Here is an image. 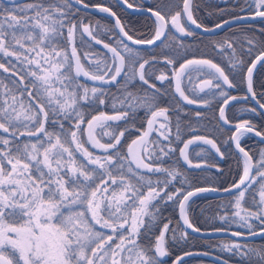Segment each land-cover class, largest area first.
<instances>
[{"label":"snow or ice","instance_id":"1","mask_svg":"<svg viewBox=\"0 0 264 264\" xmlns=\"http://www.w3.org/2000/svg\"><path fill=\"white\" fill-rule=\"evenodd\" d=\"M7 2L0 0V70L9 74L0 76V264H168L171 247L188 240L185 229L202 231L189 217L190 202L210 192L229 197L218 216L227 227L215 231L227 232L232 225L247 230L231 232L239 239L221 243V251L243 264H264V246L247 244L264 237V149L253 155L242 146L248 134L264 142V130L250 119L233 124L226 112L232 102L250 99L262 111L247 110L264 115V92L256 91L254 79L264 70V41L258 44L247 34L240 44L213 41L226 58L222 66L212 58H188L180 37L195 35L189 23L204 32L232 23L203 25L194 18L193 0H181L176 11L170 4L167 11L159 5L139 9L120 0L152 18L147 37L135 35L111 7L86 0ZM90 7L114 19L107 29H118L112 42L98 35V23L79 17ZM249 8L254 11L248 16L233 19L259 18L264 25V0H251ZM259 31L264 34V26ZM93 42L106 52L93 51ZM153 46L176 54L142 55V47ZM161 64L164 70L157 72ZM236 76L246 87L243 97L228 91L238 87ZM137 83L140 89L134 90ZM168 91L171 102L165 103ZM214 101L217 122L234 128L225 143L234 144L240 172L227 186H193L180 160L190 169L216 167L190 158L207 151H196L201 144L225 158L215 139L197 134L205 116L199 109ZM141 110L146 126L136 128ZM132 129L139 135L128 142ZM173 156L175 164L167 165ZM217 172L223 175L222 169ZM169 202L178 208L183 228L179 221L174 227L171 220L164 222L161 209ZM193 255L185 251L172 264H187L185 257Z\"/></svg>","mask_w":264,"mask_h":264},{"label":"trees","instance_id":"2","mask_svg":"<svg viewBox=\"0 0 264 264\" xmlns=\"http://www.w3.org/2000/svg\"><path fill=\"white\" fill-rule=\"evenodd\" d=\"M31 2V0H27L25 3ZM86 2L90 5H105L111 7L114 12L117 13V16L120 17L122 22L129 28H131L135 35L137 36H151V27H152V18L147 15L141 14H132L125 11L122 7H120L115 0H86ZM130 2H134L138 7L147 8L149 6L156 7L159 5L161 8H164L167 11V5H171L173 11L182 7L181 0H130ZM194 3V18L198 20V22L202 23L207 27H213L215 24L220 23L229 18L249 14L250 11H254V8H249L251 4V0H248L245 3V0H193ZM8 6V4H5ZM244 9L243 11L241 9ZM80 18H83L85 22H91L93 25L99 24L100 31L98 35L105 40V42H112L117 34L114 30V33H109L107 29L114 26V23L109 18L99 15V14H90L84 11H80L78 14ZM262 25L261 20L248 24H239L227 28L216 35L213 36H204L197 32H195L194 36L191 37H180L181 40L185 42L186 48H188V58L196 57H205L212 58L214 62L220 63L222 66H226V58L222 57L215 51L212 47L213 41H222L225 39H234L238 44L244 42L245 35L254 36L257 39V43L260 41H264V34H261L259 28ZM174 31V30H173ZM179 36L178 33H176ZM111 37V39H110ZM87 39V37H86ZM167 43L172 44L171 40L167 41ZM88 49L85 48L84 51ZM92 50H99L101 53H105V51L101 48V45H95L94 42L92 44ZM256 49L255 51H258ZM163 52H170L175 55L174 49L163 48L162 46H155L149 49H141L142 55L146 58H149L151 55H156L158 57L161 56ZM177 63L175 67L178 68L179 63L183 62V53L181 52L177 57ZM173 66H168L167 71L171 74V69ZM159 70H164V66L157 65V72ZM8 73H3L0 70V76L7 77ZM255 88L256 91L264 92V70L257 71L255 77ZM8 81L5 80V83ZM195 82V77H194ZM236 82L238 87L235 89H229L231 95H235L238 97H243L246 94V87L240 84L239 76H236ZM159 85V82H156ZM187 83V82H186ZM131 88L132 86L129 85ZM139 83L136 84V88L134 90H139ZM115 92V88L112 89ZM172 93L168 91V94L164 97L165 103L171 102ZM174 103V102H172ZM218 104L214 101L210 108H200L199 110L204 112V119L199 121L198 133L200 135H205L211 137L216 140L218 145L221 147V150L225 152V158L222 162H219L214 154L205 146H201L196 148V151H200V148H204L207 151L202 153L201 156H196L194 153L190 156L193 161L196 162H207L208 165L215 164L216 167H205L204 170H188L183 164L180 162V166L183 170H185L186 175L188 176L191 184L193 186H227L229 185L233 179H237L240 169L238 168V160L239 155L236 150L233 148L231 142L225 143L228 141V137L232 134L233 128L223 127L220 122H217L218 117ZM186 108H191L185 105ZM194 107V106H192ZM250 107H255L250 100H237L232 102L229 108L226 110L227 115L232 121V123L239 122L243 119H250L257 127V130H264V115L254 114L247 109ZM109 113H111V109H106ZM260 111L258 110V113ZM191 116V112L189 113ZM144 120V111L141 110L136 114L135 125L136 128H143L146 125L143 123ZM186 120H182V124L186 123ZM195 124L196 122L193 121ZM128 135V142L131 139L135 138L139 133L132 129ZM184 138H189V134L185 130ZM181 146V145H179ZM242 146L245 147L246 150H250V154L256 155L259 153L261 149H264V144L250 136L247 137L244 141H242ZM126 150V149H125ZM210 153V154H209ZM178 155V153H177ZM176 156H173L172 159L168 160L167 165L171 166L175 164ZM217 168L223 170V175L221 176L219 172H217ZM155 179V177H154ZM179 184H176V187H179ZM171 190V186H170ZM229 197H216V196H200L195 198L190 202L189 209V217L191 221L199 227L201 230H212V229H222L227 227L222 224L218 219V216L223 214V206L228 203ZM162 216L164 217V222L168 220L172 221V225L170 227H174L179 221L178 216V208L172 202H169L167 206H162ZM259 228V222H254ZM180 224V222H179ZM162 227V225H161ZM180 227L182 228L181 224ZM229 230H236L241 232H246V229H240L236 227V225H232ZM233 239L227 237H219V238H201L189 234L187 242H180L178 244H174L170 251L172 255L167 258L168 264L175 259L176 256L184 253L185 251L192 250H200L210 252L221 259L228 260L229 264H243L240 257L231 256L226 252L221 251L220 244L227 241H232ZM249 247L260 248L264 246V237L247 241ZM187 264H219L217 261L208 260L205 258H192L186 260Z\"/></svg>","mask_w":264,"mask_h":264},{"label":"water","instance_id":"3","mask_svg":"<svg viewBox=\"0 0 264 264\" xmlns=\"http://www.w3.org/2000/svg\"><path fill=\"white\" fill-rule=\"evenodd\" d=\"M25 1H26V0H20L21 3L25 2ZM115 1L117 2V4H118L120 7H122L125 11H127V12H129V13H132V14H141V15H147V16H149V14H148L146 11H144V10L128 9L125 5H123L122 3H120V0H115ZM4 2H5V4H8L7 0H4ZM89 5H90V4H89ZM99 5H100V4H99ZM90 6H91V5H90ZM104 6H105V5H104ZM138 8H139V9H146V8H144V7H138ZM81 11H84V12H87V13H93V14L103 15V16L109 18L110 20H112L113 23H114V19H113L111 16H109L107 13H102V12H100L98 9H94V8L90 7L87 11H85V10H83V9H81ZM248 15H249V14H243V15H239V16H241V17H246V16H248ZM235 17H236V16H235ZM233 18H234V17L227 19V20H232V23H231L230 25H227V26H225V28L219 29V30H217V31H215V32H204L202 29H195V27L192 26V25H190V23H189V27H191V28L193 29V31H195V32H197V33H199V34H201V35H204V36H213V35L218 34V33L221 32V31H223V30H225V29H227V28H230V27H232V26H235V25H239V24H248V23H253V22L260 21L259 18H256L255 20H251V19L235 20V19H233ZM220 23H221V22H220ZM213 27H214V26H213ZM115 31H116L117 34H118V29H115ZM128 43H129L130 46H132V47H138V46H136V45H131V42H128ZM157 44L159 45L160 42H157ZM153 47H155V46H153ZM153 47H146V48H145V47H142L141 49H149V48H153ZM102 48H103V47H102ZM103 50H105V49H103ZM105 51H106V50H105ZM81 80H82L83 82L87 83V84H91V83H92V82H90V81L85 80L83 77H81ZM249 100H250V99H249ZM250 101H251V102L253 103V105H254L255 107H257V109L259 110L258 105L255 104V101H252V100H250ZM259 111H262V110H259ZM220 124H221L223 127H225V128H229V127H230V125H223V122H220ZM248 135H252V136H254L255 138H257L259 141H261V139H260L259 137H256L254 134H248ZM208 138H210V137H208ZM211 139H212V138H211ZM262 143H264V142H262ZM201 145H203V144H201ZM232 145H233V147H234V144H232ZM203 146H206L207 148L210 149V146H208V145H203ZM234 149H235V147H234ZM210 150L215 154V151H214V150H212V149H210ZM215 156L217 157V159H218L219 161H223V159H220L216 154H215ZM180 161L182 162L183 166H184L186 169H188V170H198V169H190V168H188V166H187L186 164H184L183 160H180ZM193 162L195 163V161H193ZM201 163H202V162H201ZM200 196L225 197V196H228V195H227L226 193H223V192H210V193L198 194L196 197H193L192 200H194L195 198L200 197ZM178 216H179V210H178ZM179 222H180V224H181V226H182V228H183L184 225H183V222L180 221V218H179ZM185 230L188 231L189 234H192V235H194V236L201 237V238H219V237H227V238H231V239H233V240L239 239V238H237V237H233V236L231 235V232L236 231V230H229V229H228L227 232H224V231H215V229H212V230H202L200 233L192 232L190 229H185ZM259 238H262V237L258 235V236L255 237L254 239H248L247 241H253V240H256V239H259ZM189 252L195 253V255L190 256V257H185V260L192 259V258H205V259H208V260H212V261H217V262H219V260L217 259L218 257H217L216 255L210 253V252L200 251V250H192V251H189ZM201 253H208V255H202ZM180 255H183V253L180 254ZM171 264H172V263H171Z\"/></svg>","mask_w":264,"mask_h":264},{"label":"flooded vegetation","instance_id":"4","mask_svg":"<svg viewBox=\"0 0 264 264\" xmlns=\"http://www.w3.org/2000/svg\"><path fill=\"white\" fill-rule=\"evenodd\" d=\"M27 1V0H26ZM25 1V2H26ZM24 3V2H23ZM86 63V62H85ZM189 107H192V106H189ZM230 128V127H229ZM233 131H234V128H233ZM250 136H252V135H247V136H245L243 139H242V141H244L247 137H250ZM208 137V136H207ZM252 137H254V136H252ZM136 138V137H135ZM211 138V137H210ZM255 138V137H254ZM134 139V138H133ZM213 139V138H212ZM255 139H257V138H255ZM258 140V139H257ZM259 141V140H258ZM261 142V141H260ZM262 143V142H261ZM218 144V143H217ZM264 144V143H263ZM201 146H203V145H201ZM219 146V145H218ZM233 146V145H232ZM180 147H182V144H181V146ZM206 147V146H205ZM234 148V147H233ZM209 149V148H208ZM210 150V149H209ZM211 151V150H210ZM212 152V151H211ZM213 153V152H212ZM214 154V153H213ZM214 156H215V154H214ZM216 157V156H215ZM191 158V157H190ZM216 159H217V157H216ZM218 160V159H217ZM224 160V159H223ZM219 161V160H218ZM181 162V161H180ZM196 162V161H195ZM219 162H222V161H219ZM182 163V162H181ZM167 259V258H166ZM173 261V260H172ZM172 263V262H171ZM170 263V264H171Z\"/></svg>","mask_w":264,"mask_h":264},{"label":"bare ground","instance_id":"5","mask_svg":"<svg viewBox=\"0 0 264 264\" xmlns=\"http://www.w3.org/2000/svg\"><path fill=\"white\" fill-rule=\"evenodd\" d=\"M90 14H93V13H90ZM101 48H102V45H101ZM103 49V48H102ZM105 51V50H104ZM106 52V51H105Z\"/></svg>","mask_w":264,"mask_h":264},{"label":"rangeland","instance_id":"6","mask_svg":"<svg viewBox=\"0 0 264 264\" xmlns=\"http://www.w3.org/2000/svg\"><path fill=\"white\" fill-rule=\"evenodd\" d=\"M25 3V2H24ZM155 135V134H154ZM106 139V138H105Z\"/></svg>","mask_w":264,"mask_h":264}]
</instances>
